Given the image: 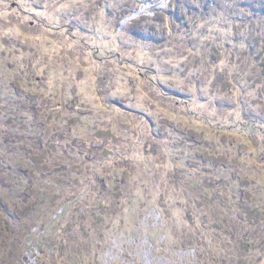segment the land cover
Segmentation results:
<instances>
[{
	"label": "rangeland",
	"instance_id": "rangeland-1",
	"mask_svg": "<svg viewBox=\"0 0 264 264\" xmlns=\"http://www.w3.org/2000/svg\"><path fill=\"white\" fill-rule=\"evenodd\" d=\"M0 264H264V0H0Z\"/></svg>",
	"mask_w": 264,
	"mask_h": 264
},
{
	"label": "trees",
	"instance_id": "trees-1",
	"mask_svg": "<svg viewBox=\"0 0 264 264\" xmlns=\"http://www.w3.org/2000/svg\"><path fill=\"white\" fill-rule=\"evenodd\" d=\"M241 246H243V247L248 249L250 247V243L249 242H247V243H242L241 242Z\"/></svg>",
	"mask_w": 264,
	"mask_h": 264
},
{
	"label": "bare ground",
	"instance_id": "bare-ground-1",
	"mask_svg": "<svg viewBox=\"0 0 264 264\" xmlns=\"http://www.w3.org/2000/svg\"><path fill=\"white\" fill-rule=\"evenodd\" d=\"M139 13V12H138ZM137 15V13L135 15H133L134 17Z\"/></svg>",
	"mask_w": 264,
	"mask_h": 264
}]
</instances>
